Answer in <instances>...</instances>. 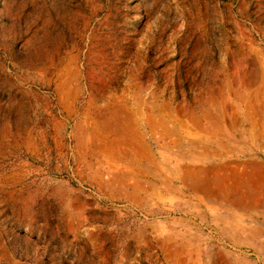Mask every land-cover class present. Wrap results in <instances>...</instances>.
Listing matches in <instances>:
<instances>
[{"label": "rangeland", "instance_id": "rangeland-1", "mask_svg": "<svg viewBox=\"0 0 264 264\" xmlns=\"http://www.w3.org/2000/svg\"><path fill=\"white\" fill-rule=\"evenodd\" d=\"M263 58L264 0H0V264H264L262 235L237 244L221 222L264 230L263 213L200 201L175 177L185 163L161 166L166 183L142 174L147 162H127L147 145L137 139L121 161L90 139L117 107L158 114L170 101L202 119L201 97L220 107V93L225 123L247 127L227 86L248 79L235 64L249 72ZM185 116L182 161L191 133L192 154L203 152ZM212 136L214 164L264 165L263 150L223 156Z\"/></svg>", "mask_w": 264, "mask_h": 264}, {"label": "bare ground", "instance_id": "bare-ground-1", "mask_svg": "<svg viewBox=\"0 0 264 264\" xmlns=\"http://www.w3.org/2000/svg\"><path fill=\"white\" fill-rule=\"evenodd\" d=\"M263 59H261L260 63H258V65L260 64L259 67L255 68V69L252 68L249 70V72L245 71L246 68H245L244 63L241 62V63L235 64L238 71L243 70L244 73L246 72L247 76H248L247 81L244 80V78L246 79V77H243L241 79V81L239 82V90L238 91H233L231 87L229 88L230 84L227 83V84H229L227 87L231 91V94L232 93H233V95L236 94V100L237 101L235 103V111L240 113L242 116H244L245 123L246 122L248 123L247 127H241V125L240 126L238 125L239 128H237V126H234L230 123H225L226 122L225 119L228 116L227 111L229 109V99H227L228 97L226 99H223L220 101L221 104L219 106H221V107H218L217 104L213 103V101L211 100L213 98L206 99V101L197 105V107L204 113L202 115L203 116L202 119L199 116H197L199 114L196 115L192 109L188 108L185 110L186 114L189 118V121L191 123H193L194 125H196L197 128H199L200 131L203 132L202 134H204V136H202L203 141L200 142L203 152H202V154H199V156H194L192 154V152H193L192 149L194 148L193 146L195 143L193 144L192 140L188 141V148L186 150V154L188 153L189 156L187 159H185L183 161L181 160L180 162L177 163V164H180V163H183V164L185 163V164H184V166L182 165V167H180V168L177 167L174 169L175 177H176V179H180L181 181H184L187 184V186L190 187V189H193L194 191L201 190L203 192L204 196L201 199H199L200 201H205V199H206L207 201H210V202H216L217 204L228 206L227 211L229 213H231L233 211V209H242V210L249 211L250 213H253V214H256L258 212H261L264 214V165H262L258 162H250L249 164H251L252 168L251 167H249V168H251V170L250 169L249 170H247V169L241 170L238 168L237 165H239V166L243 165L242 163H245V162H242V163L236 162V164L234 166H228L227 163H225V162L220 163L221 161L219 162V164H214L215 162L214 163L212 162L213 161L212 156L214 153H212L211 150H210V153L208 152L209 151L208 148L212 145L209 141H207V139H208V137L210 138L212 135H216V136L222 135V138L225 139V141H227V142L233 138V140L239 142V144L242 143L244 145L243 147H246L247 146L246 144L249 143V144L255 146L258 150H263V152H264V60ZM253 85L256 86V88L254 91H251V87ZM210 93H211V91H210ZM212 93H213V91H212ZM229 95H230V92H229ZM213 100L216 101V99H213ZM118 108L119 107H117V109ZM217 108L218 109L220 108L219 115H216V113H215ZM117 109H113L108 114L106 113V115L100 114L103 117L106 116L101 121H99V122L93 121V130L90 133V139L93 141L99 142L98 149L107 158L108 157L109 158H115V159L121 161V160L126 159V157L130 154L128 150L125 151L126 148L122 149L121 145L124 143L132 142V140L134 138L135 139H138V138H137V133L135 131V128H133V126L131 124L130 127L128 128V130H129V132H131V135H132L131 138L132 139L129 141L123 140L122 135H123L124 129L122 128L121 125L125 121L130 123V116H129L130 114L128 115V113L125 112L126 110H128V112H129L130 110L128 108H126V109L122 108L121 109L122 113H121V112H119L120 109H118V110ZM123 112H125L124 116H123ZM130 113H131V111H130ZM97 115H99V114H97ZM199 119H201V120H199ZM128 135H130V134L128 133ZM134 143H136V142H134ZM136 144H138V143H136ZM195 145H197V144H195ZM231 147H233V146H231ZM231 147H229V148H231ZM243 147H241V146L236 147L235 146V149L239 150L240 153H245L246 150L243 149ZM221 148H222V146L216 144V151H221ZM128 149H132V152L135 151V149L132 147V145H129ZM136 152L137 153H135V152L132 153L133 155L130 154L131 157L127 158L128 161L127 160L126 161L130 162L132 164H135V165L138 162H140V163L142 161L147 162L148 163L147 165H149V168L147 167V170H143V169L139 168V171L142 172V174H147V175L152 174V177L154 179H160L161 178V180L164 181V183H166L168 180V177L164 174V171L162 168L163 164L159 165V164H156V162L155 163L148 162L147 152L143 148L140 149L139 152L138 151H136ZM247 152H249V151H247ZM152 159H155V158L153 157ZM226 159H227V157H226ZM224 161H226V160H224ZM140 163H138V164H140ZM111 165H113V164H111ZM121 168H123V167H121ZM121 168H119V169L121 170ZM126 168H128V167H126ZM130 168H131V166H130ZM246 168H248V167H246ZM181 170H182V172H181ZM130 173H133V172H130ZM112 178H114V177H112ZM133 178H135V175L132 176V179ZM147 178H148V176H147ZM245 179H249V182L245 183L244 182ZM152 182H154V181H152ZM138 183L140 184V182H138ZM125 184H127V182ZM211 184L213 186H215L214 187L215 189H212L210 187ZM244 188H246L248 190L249 194H247L246 192L243 191ZM144 189H146V188H144ZM153 193H155V192H153ZM157 195H158V192H157ZM160 200H163V199L161 198ZM163 201H162V203H163ZM233 212H235V211H233ZM238 215H241V214H238ZM242 216H244V215H242ZM258 216H259V214H258ZM260 216H261V214H260ZM212 218H214V217H212ZM218 218H216V219H218ZM237 218L236 217L233 218L235 221L229 217L224 218V219L221 218L222 219L221 222H223L224 225L226 226V229H228V232H226V233H228V236L232 240V242L239 244V243H247V242L249 243V241H252V243H253V241L256 238H259V236L262 235L264 237V230L263 229L245 227L244 224H243L244 226L241 225V219H243V217L242 218L239 217L240 218V219L238 218L239 220ZM263 219H264V217H263ZM250 223H251V221H250ZM221 227H223V226H221ZM241 233L246 234L247 238H242L240 236ZM258 246H259L258 249H260L264 253V241L259 242Z\"/></svg>", "mask_w": 264, "mask_h": 264}, {"label": "crops", "instance_id": "crops-1", "mask_svg": "<svg viewBox=\"0 0 264 264\" xmlns=\"http://www.w3.org/2000/svg\"><path fill=\"white\" fill-rule=\"evenodd\" d=\"M222 94L223 93H220V96H219V98H222L221 100L226 99L228 97ZM211 98L214 99L215 97L211 95L210 97L208 95L206 97L204 95L201 97V99H211ZM194 99H199V98L196 97ZM220 104L221 103H219V105ZM170 107H171V102L169 101L165 109L159 112L158 114H155L154 112H151L148 109L147 111H144V113L143 112L139 113L138 111H135V112L133 111L132 113H129L127 111L128 115L130 114L129 115L130 123L125 121L122 124V128L124 129L123 135H122L123 140L129 141L132 139L131 132H129L128 130V128L132 124L133 128H135V131L137 133V138H138L137 141H139L143 145L147 144L146 146L143 147V149L146 150L148 162L150 163L156 162V164H159V165L161 164L167 165V164L173 163L174 161L180 162L181 159L184 157L183 156V152H184L183 139L186 138L185 132L187 133V131L185 130V122H184V121L187 122V117L185 116V111H184L185 107H180V108H175V109L173 108L171 109ZM191 109L195 112L193 108ZM170 123H173L174 126L171 127ZM141 127H144V130H141ZM160 127H162L161 130L158 129ZM128 133L130 135H128ZM191 134H192L191 139L195 142L198 137L194 136L193 133ZM147 140L153 142L152 143L153 147L148 145ZM211 140L212 139L208 137L207 141L211 142ZM134 141H136L135 138L132 140V142ZM221 144L224 147L223 156H231L235 158L236 154L240 153L239 150H238L239 152H237L235 149V146L236 147H240V146L236 144V141L233 140V138L230 139L227 143L221 142ZM225 146H228V147L233 146L229 148L231 149L232 152L228 153L226 151ZM246 147H249V146H246ZM246 147H243V149L246 150ZM195 151L197 152L196 149ZM245 153H247V151ZM153 157L155 159H152Z\"/></svg>", "mask_w": 264, "mask_h": 264}]
</instances>
